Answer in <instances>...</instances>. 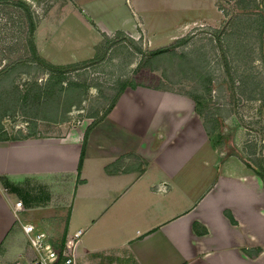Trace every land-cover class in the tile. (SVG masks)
Here are the masks:
<instances>
[{"label": "crops", "instance_id": "crops-1", "mask_svg": "<svg viewBox=\"0 0 264 264\" xmlns=\"http://www.w3.org/2000/svg\"><path fill=\"white\" fill-rule=\"evenodd\" d=\"M24 1L35 49L47 59L56 35L74 32L67 17L109 0H50L41 13L28 3L37 0ZM124 2L149 41L223 16L216 0ZM91 29L93 44L109 32ZM256 117L252 126L231 114L214 133L188 95L136 85L59 135L0 136V262L35 255L20 226L32 221L58 244L81 229L72 264H264V177L252 167L264 172V109ZM13 200L25 208L19 220ZM18 238L23 248L11 255Z\"/></svg>", "mask_w": 264, "mask_h": 264}, {"label": "rangeland", "instance_id": "rangeland-1", "mask_svg": "<svg viewBox=\"0 0 264 264\" xmlns=\"http://www.w3.org/2000/svg\"><path fill=\"white\" fill-rule=\"evenodd\" d=\"M37 1L28 2L37 13L50 4ZM216 2L223 14L218 25H197L180 39L152 41L124 0L93 5L87 18H66L74 32L57 34L45 55L53 62H70L55 64L31 51L30 23L36 24L31 11L29 19L23 7L0 1V136L59 135L81 115L105 111L123 84L130 87L129 81L188 95L214 133L224 131L231 114L238 123L253 126L256 113L264 109L263 0ZM89 26L109 32H101L93 44ZM168 44L173 45L169 51L148 53ZM16 246L7 248L11 255L23 248L19 238Z\"/></svg>", "mask_w": 264, "mask_h": 264}, {"label": "built area", "instance_id": "built-area-1", "mask_svg": "<svg viewBox=\"0 0 264 264\" xmlns=\"http://www.w3.org/2000/svg\"><path fill=\"white\" fill-rule=\"evenodd\" d=\"M11 210L17 220L23 218L25 208L19 200L12 201ZM20 226L28 246L35 250V255L26 264L73 263L81 229H76L70 236H66L59 245L53 242L51 232L46 227H38L32 221H22Z\"/></svg>", "mask_w": 264, "mask_h": 264}, {"label": "trees", "instance_id": "trees-1", "mask_svg": "<svg viewBox=\"0 0 264 264\" xmlns=\"http://www.w3.org/2000/svg\"><path fill=\"white\" fill-rule=\"evenodd\" d=\"M0 1H5V2H10L14 5H17V6H21L24 8V10L26 11V15L27 17L30 19V7L29 5L24 1V0H0ZM263 10H264V6H263ZM35 28V24L34 23H30V30H31V34H30V39H31V42H32V46H31V51L34 52L35 51V47H34V35H33V30ZM180 39V38H178ZM172 44H168V45H164V46H160V47H157V48H154V49H151L149 50V54L150 55H156V54H160L162 52H166V51H169L172 49ZM36 54V53H35ZM35 57L38 58V55L36 54ZM50 66L52 67H55V68H60V67H57L55 65H52L50 64ZM129 86L130 87H135L136 84L133 82V81H129ZM125 85L123 84L120 89L117 91V93L115 94L114 98H113V101L107 106V108L105 109V111H108L114 104L116 98L118 97V95L121 93V91L124 89ZM264 104V103H263ZM82 154H83V146L81 147V150H80V155H79V161H78V166L80 165V160H81V157H82ZM247 163L250 164V162L247 161ZM251 165V164H250ZM255 170V172L257 174H259L261 177H264V172H262V166H258V165H254L252 166ZM62 244V241L60 242L59 245Z\"/></svg>", "mask_w": 264, "mask_h": 264}, {"label": "water", "instance_id": "water-1", "mask_svg": "<svg viewBox=\"0 0 264 264\" xmlns=\"http://www.w3.org/2000/svg\"><path fill=\"white\" fill-rule=\"evenodd\" d=\"M263 5H264V0H263Z\"/></svg>", "mask_w": 264, "mask_h": 264}]
</instances>
